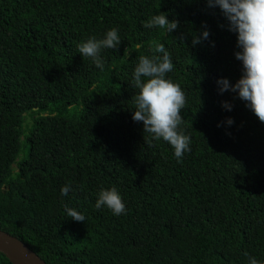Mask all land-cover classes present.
Returning a JSON list of instances; mask_svg holds the SVG:
<instances>
[{
	"label": "trees",
	"instance_id": "1",
	"mask_svg": "<svg viewBox=\"0 0 264 264\" xmlns=\"http://www.w3.org/2000/svg\"><path fill=\"white\" fill-rule=\"evenodd\" d=\"M159 12L177 29L144 26ZM112 28L121 42L101 50L100 69L78 45ZM152 41L186 97L179 161L132 118L134 69ZM239 50L207 0H0V230L47 264L264 262V122L217 84L242 76ZM112 187L120 215L95 207ZM0 264L12 263L0 253Z\"/></svg>",
	"mask_w": 264,
	"mask_h": 264
},
{
	"label": "clouds",
	"instance_id": "2",
	"mask_svg": "<svg viewBox=\"0 0 264 264\" xmlns=\"http://www.w3.org/2000/svg\"><path fill=\"white\" fill-rule=\"evenodd\" d=\"M209 6H219L229 21V30L237 33L236 59L243 65L240 79L231 85L227 78H219L217 84L222 93L227 90L237 92L240 99L247 102L255 115L264 122V0H207ZM179 22L169 20L166 13L151 16L144 24L147 28L157 27L172 33ZM209 32L205 28L201 35L193 36V45L207 39ZM120 36L116 28L108 30L102 39L88 38L78 45L83 57L93 59L96 67L103 69L100 52L103 48L115 49L120 44ZM151 56L142 55L134 69L133 87L138 89L134 95L133 120L143 122L144 132L152 135L155 140L163 139L174 149L179 161L185 152L190 151L191 138L182 129V109L186 106L185 93L181 86L167 78V73L174 68L170 53L163 43L152 41ZM223 107L231 109L224 101ZM229 124L233 123L228 118ZM69 186L61 189L67 195ZM107 207L113 214L125 212V203L115 187L101 189L95 207ZM68 217L84 222L85 217L73 208H66ZM247 256L248 253H245ZM249 264H264L255 257H249Z\"/></svg>",
	"mask_w": 264,
	"mask_h": 264
},
{
	"label": "water",
	"instance_id": "3",
	"mask_svg": "<svg viewBox=\"0 0 264 264\" xmlns=\"http://www.w3.org/2000/svg\"><path fill=\"white\" fill-rule=\"evenodd\" d=\"M0 253L12 264H47L17 237L0 230Z\"/></svg>",
	"mask_w": 264,
	"mask_h": 264
}]
</instances>
